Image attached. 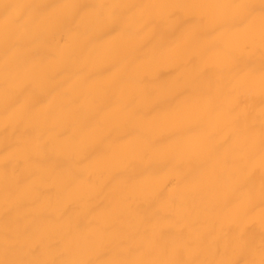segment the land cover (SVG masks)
I'll list each match as a JSON object with an SVG mask.
<instances>
[{
    "label": "bare ground",
    "instance_id": "obj_1",
    "mask_svg": "<svg viewBox=\"0 0 264 264\" xmlns=\"http://www.w3.org/2000/svg\"><path fill=\"white\" fill-rule=\"evenodd\" d=\"M7 2L0 0V6ZM20 2L143 6L231 0ZM108 11L41 13L75 15L70 26L41 23L25 37L27 48L40 54L29 55L24 67L30 70L22 78L5 68L0 46V258L6 233L25 258L32 248L43 259H110L123 248L152 249L147 259L171 258L159 253L165 242L187 246L186 259L192 253L212 258L223 228L236 210L248 207L249 192L256 207L242 219H255L259 229L258 25L250 45L257 80L247 109L253 149L246 135L235 132L237 113L228 110L230 33L214 23L194 30L190 19L184 30L170 29L161 44L140 18L164 9H124V23L115 30L97 22ZM182 15L214 22L222 10L188 9ZM6 79L12 90L39 95L32 117L7 118L25 96L6 110ZM196 81L204 90L193 95ZM202 236L207 253L200 251Z\"/></svg>",
    "mask_w": 264,
    "mask_h": 264
},
{
    "label": "snow or ice",
    "instance_id": "obj_2",
    "mask_svg": "<svg viewBox=\"0 0 264 264\" xmlns=\"http://www.w3.org/2000/svg\"><path fill=\"white\" fill-rule=\"evenodd\" d=\"M135 7L160 8L165 13L158 16L141 17L140 22L150 25L151 29L158 34L161 44L172 33L170 29L176 31L184 30L191 19L192 29L201 30L214 23V26L230 33L234 38V43L226 49L229 58L228 73L229 78L226 85V93L232 100L228 105L230 112L237 113L233 121V127L238 135L244 134L251 141V147L256 146L254 121L248 115L249 101L251 97L248 91L254 86L256 75V58L250 48L255 42V30L258 25L259 36V68L258 82L261 98V114L259 126V172H260V199H259V229L255 219H242L249 216L256 207L255 200L248 193V207L244 210H236L231 223L226 225L221 236L215 241V247L211 249L212 258H197L196 253H192V258H184L189 251L187 246L173 244L168 246L167 242L161 245L159 259L144 258L151 254L152 249H121L114 258L96 260H69V259H43L40 258L39 248L30 250L29 258H25L14 236L5 234L3 241V254L0 264H264V0H231V2L214 5L168 3L161 5H91L86 2L78 4L49 5L45 3H23L20 0H8L0 6V46L3 48L5 56V68L14 73L16 78L22 76L30 69L25 68L29 55H39V49H28L25 37L28 36L39 24L51 23L58 28L70 26L73 23L74 15L80 11L108 9L106 17L99 18L97 22L108 30H115L116 27L124 23L122 10ZM49 8L74 9L73 15H50L47 17L40 14ZM214 8L222 10L214 22L206 20L204 17L189 18L182 15L188 9ZM35 66L33 65L32 68ZM201 82L193 84L192 93L203 92ZM21 95L25 100L7 117L10 120H23L34 115L33 107L39 103L40 97L35 91L26 89L12 90L5 87L6 110L11 105L17 103ZM7 131V128H6ZM27 131L21 135H27ZM9 137H5L6 142ZM10 146V145H9ZM22 175V174H21ZM254 171L249 172L247 180L253 181ZM163 239V237H162ZM200 251L209 252L206 237L200 239Z\"/></svg>",
    "mask_w": 264,
    "mask_h": 264
}]
</instances>
